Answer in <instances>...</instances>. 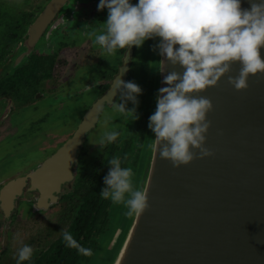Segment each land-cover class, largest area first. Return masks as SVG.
<instances>
[{
    "label": "flooded vegetation",
    "instance_id": "obj_1",
    "mask_svg": "<svg viewBox=\"0 0 264 264\" xmlns=\"http://www.w3.org/2000/svg\"><path fill=\"white\" fill-rule=\"evenodd\" d=\"M9 1L18 2L16 10L19 17L13 25L0 21L3 28L0 42V131L12 114L28 106L48 102V110L42 120L38 119L33 124L32 129L35 132L30 138L33 140L38 133L42 152L25 160L20 164V169L12 174L0 175V191L8 182L20 177L22 179L20 189L12 199V208L8 215L3 211L1 200L0 210L4 219H8L20 205H24L25 209L33 214L51 208L56 203L61 204L60 221L54 225V230L57 227L59 234L44 249L33 250L32 257H37L59 238L61 230L68 227L65 225L61 229V222L67 220L65 209L70 210L74 202L77 209L84 202L78 194L77 184L81 178H90L95 182L92 191H96L97 184L101 189L104 186L103 177L109 167L105 160L113 156L121 158L122 166L127 164L126 167L136 169V160L138 163L141 161L140 153L144 158L142 166L147 168V149L149 150L152 137L147 125L149 115L154 112L158 79V51L155 45L158 38L146 40L139 48L130 46L126 50H118L112 56H104L99 45L93 43L94 37L85 35L87 31H103L102 22L106 20L107 9L97 10L99 0H64L47 21L32 30V35L30 27L49 0H41L35 8H27L28 0ZM132 2L136 3V0ZM117 78L123 81L131 80L142 89L137 96L138 104L135 105L138 114L136 120L123 119L121 114L112 108V102H119V93L114 94V82ZM111 88L113 93L107 97ZM102 97V105L97 110L92 125L83 133L75 148L74 159L69 166L71 177L60 183L59 191L51 193L52 195L46 198L47 204L44 205L39 184L32 185V173L42 171L49 165L54 153L73 136L85 114ZM72 101L71 107H66ZM126 106L133 107L130 101ZM108 111V125L106 120L104 125L101 120ZM70 117L75 119L73 123L68 122ZM45 120L48 122L45 123ZM131 121L133 126L129 127L131 130L128 131L126 124ZM45 125L48 127L43 130ZM107 129L117 130L119 136L115 142L101 149L94 142ZM94 130L97 137H93ZM1 135L4 136L3 132H0ZM10 154H3L0 159L8 156L7 160L10 161L16 157H11ZM40 178L41 175L38 176L39 182ZM95 205H99L102 214L96 219L95 228L86 242L92 249V255L80 258L79 264H85L94 255H98L102 234L108 227L117 204L102 198L98 193ZM0 236L1 242L5 244L8 234L1 233ZM15 259L16 256L8 258L5 264H10Z\"/></svg>",
    "mask_w": 264,
    "mask_h": 264
},
{
    "label": "water",
    "instance_id": "obj_2",
    "mask_svg": "<svg viewBox=\"0 0 264 264\" xmlns=\"http://www.w3.org/2000/svg\"><path fill=\"white\" fill-rule=\"evenodd\" d=\"M63 1L46 3L30 27L31 35ZM250 6L251 0H241L242 9ZM259 51L264 59V46ZM159 60H163L164 71H158L154 110L157 90L167 86L163 76L183 71L158 54ZM239 69L240 64L233 62L215 86L192 93L212 104L206 113L210 125L204 142L211 155L201 157L199 149H192L190 162L173 166L152 150V133L142 186L149 207L133 215L110 264H264V73L250 74L247 88L236 90L227 77L238 75ZM112 93L113 88L106 96ZM103 99L94 103L49 165L32 173V185L39 184L44 205L51 193L59 191L60 183L71 177L75 148ZM20 180L1 188L6 216Z\"/></svg>",
    "mask_w": 264,
    "mask_h": 264
},
{
    "label": "clouds",
    "instance_id": "obj_3",
    "mask_svg": "<svg viewBox=\"0 0 264 264\" xmlns=\"http://www.w3.org/2000/svg\"><path fill=\"white\" fill-rule=\"evenodd\" d=\"M102 9H107L103 31H87L85 35L94 37L93 43L104 56L130 46L139 48L146 40L158 38V54L183 69L164 75L167 86L157 90L155 110L147 125L154 134L152 150L155 154L159 151L173 166L190 162L192 149H199L201 157L211 155L204 142L210 125L206 113L212 104L192 93L215 86L233 62L240 64L239 73L227 78L236 90L247 88L250 74L264 73L259 51L264 46V0H251L250 9H242L241 0H99L97 10ZM159 61L158 71L163 72V60ZM141 92L135 82L115 79L114 94L119 93V102H112L113 110L127 121L138 119L135 105ZM129 101L131 108L126 106ZM118 136L117 130L107 129L94 144L104 149ZM105 163L109 167L100 196L113 204L123 203L127 216L141 215L149 207L147 191L133 186V169L122 166L116 156ZM61 235L67 247L92 255V249L81 245L70 232L61 230ZM32 256L33 248L24 244L17 250L16 264Z\"/></svg>",
    "mask_w": 264,
    "mask_h": 264
},
{
    "label": "rangeland",
    "instance_id": "obj_4",
    "mask_svg": "<svg viewBox=\"0 0 264 264\" xmlns=\"http://www.w3.org/2000/svg\"><path fill=\"white\" fill-rule=\"evenodd\" d=\"M40 1L41 0H28L27 8H35ZM18 6V2L0 0V21H6L13 25L19 17L17 16L18 10H16ZM2 33L3 28L0 26V42ZM72 103L73 101L69 102L66 107H71ZM47 105L48 102H44L36 106H28L25 109L19 110L16 114H12L7 120L6 126L1 128L0 132H3L4 136H0V157L3 154L10 153L11 157L16 156L10 161L7 160L8 156L3 158V160L0 159L1 176L12 174L13 171L15 172L17 169H20V164L24 163L25 160H29L39 154V152H42L43 147L42 144H40L41 141L37 133L39 130L36 132L37 136L33 140H30V138L35 132L32 129L33 124L36 123L38 119L42 120L44 118L43 116L48 110L46 109ZM108 113L109 111L105 114L104 118L102 117L101 121H103L104 125L105 120L106 123L108 122ZM74 120L75 119L70 117L68 122L73 123ZM47 122L48 121L45 120V123ZM126 125L127 130L130 131L131 128L129 127L133 126V122L131 121ZM47 127L48 126L45 125L42 129L45 130ZM93 133H91L93 137H97V132H95V130ZM130 149L134 151L133 147ZM148 153L149 150L147 149L146 159L148 158ZM135 155L136 154H134V156ZM139 158L141 161L138 163L136 160L135 165H138L136 169H133L134 175L132 177L133 186L137 189L142 188L146 173V166H142L144 158L140 153ZM60 212V203H56L52 205L51 208L33 214L29 213L24 205H20L15 210L14 215L8 219H4L0 210V235L1 233L8 234L5 244L1 242L0 236V264H5L8 258L16 256L17 250L24 244L30 245L34 251L44 249L49 242L59 234L57 227L55 228L56 230H54V225L60 221ZM125 212L126 208L123 203L116 205L109 225L102 234L98 255H94L91 260L85 264H110L111 261H113L112 259H114L113 257L116 255L133 217L125 215ZM110 244H112V246H110Z\"/></svg>",
    "mask_w": 264,
    "mask_h": 264
},
{
    "label": "trees",
    "instance_id": "obj_5",
    "mask_svg": "<svg viewBox=\"0 0 264 264\" xmlns=\"http://www.w3.org/2000/svg\"><path fill=\"white\" fill-rule=\"evenodd\" d=\"M93 182L90 178L88 180L83 178L79 180L77 184L78 194L79 197L83 198L84 202L77 209H75V202L71 204L70 210L66 208L64 214L67 220L61 222V229L63 226L68 225L64 231L70 232L73 238L86 248H90L86 245V242L95 228L96 219L102 214L99 210V205H95L100 187L97 184L95 185L96 191H92L91 189L95 183ZM83 256L78 254L75 248L67 247L60 234L59 238L52 242L39 256H34L28 261L21 262V264H79V259L83 258ZM10 264H16V259Z\"/></svg>",
    "mask_w": 264,
    "mask_h": 264
}]
</instances>
